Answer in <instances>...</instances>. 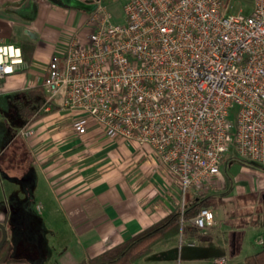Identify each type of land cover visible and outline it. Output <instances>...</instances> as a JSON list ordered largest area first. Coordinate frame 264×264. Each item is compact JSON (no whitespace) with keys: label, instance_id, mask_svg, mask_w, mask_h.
<instances>
[{"label":"built area","instance_id":"built-area-1","mask_svg":"<svg viewBox=\"0 0 264 264\" xmlns=\"http://www.w3.org/2000/svg\"><path fill=\"white\" fill-rule=\"evenodd\" d=\"M94 1L81 26L90 30L67 33L48 62L47 106L78 112L79 134L96 123L111 139L148 145L182 212L189 192L221 173L231 144L264 167V0L249 12H232L230 0H125L123 21L111 0ZM28 67L20 44L0 42V91ZM192 222L211 228L215 213L203 207Z\"/></svg>","mask_w":264,"mask_h":264},{"label":"crops","instance_id":"crops-1","mask_svg":"<svg viewBox=\"0 0 264 264\" xmlns=\"http://www.w3.org/2000/svg\"><path fill=\"white\" fill-rule=\"evenodd\" d=\"M94 6V0H0V42L20 44L29 64L9 75L0 91V221L15 247L23 239L36 244L39 258L32 264L86 260L180 206L176 184L148 145L111 139L96 123L79 134L72 121L78 112L46 104L42 78L48 62L67 33L79 29L83 36L90 30L81 26ZM108 7L116 21L124 20L117 0ZM246 161L237 150L230 151L205 192H190L189 199L210 197L216 222L208 231L210 240L181 235L164 239L173 247L180 237L188 262L209 259L217 264L214 258L224 256L222 264H246L248 255L242 258L241 251L249 229L260 219L228 213L227 223L217 227L226 204L236 205L240 196L251 193L264 197V168ZM236 167L251 180L236 178ZM200 241H218L221 249L203 255L194 249Z\"/></svg>","mask_w":264,"mask_h":264},{"label":"trees","instance_id":"trees-1","mask_svg":"<svg viewBox=\"0 0 264 264\" xmlns=\"http://www.w3.org/2000/svg\"><path fill=\"white\" fill-rule=\"evenodd\" d=\"M23 55L25 60H28L24 49ZM246 162L254 164L253 161ZM210 205V197L204 196V194L190 198L183 212L179 206L158 223L131 235L96 255L89 256L86 260L77 261L73 258L72 264H134L138 259L151 253L160 241L173 236L184 234L198 240H210V235L201 231V228L192 222V218L201 208L210 207ZM1 236L0 228V239ZM38 258L39 251L36 244L26 239L21 240L15 247L12 239L8 237L0 250V264H32ZM246 264H264V237L261 249L248 255Z\"/></svg>","mask_w":264,"mask_h":264},{"label":"rangeland","instance_id":"rangeland-1","mask_svg":"<svg viewBox=\"0 0 264 264\" xmlns=\"http://www.w3.org/2000/svg\"><path fill=\"white\" fill-rule=\"evenodd\" d=\"M112 1V0H111ZM125 0H117V3L122 7ZM230 3H233L232 12H237L241 7L244 12H249L254 4V0H230ZM120 12L117 9V14ZM120 15V14H119ZM113 20L115 18L113 17ZM231 151H235V146L231 144L230 147ZM254 164L260 165L263 167L260 163L253 161ZM237 168V167H236ZM235 177L239 179L244 180H251V177L249 174H246L245 172L240 171L238 168L235 170ZM172 180V178H171ZM173 182V181H172ZM174 184V183H173ZM205 187L197 188L195 191H190L191 193L195 192L197 194H200L202 192H205ZM189 192L187 201L189 200V195L191 194ZM207 192V191H206ZM226 211H220L222 214V222L217 226L221 227L224 226L227 222L226 219L229 220L227 217H229L228 213H233L236 215L238 219L243 217L242 215L249 216L248 219L255 220L260 219L257 225L251 227L247 233L246 239H245V245L241 251V257L245 255H250L255 253L254 248L261 249L260 246H258V240L260 235H264V215L258 214L264 210V197L261 192L258 193H251L246 194L244 196H240L238 198L237 204L229 206V204L225 205ZM261 214V213H260ZM217 216V215H216ZM231 218V217H230ZM211 228L201 229V231H204L205 233H208ZM210 235V233H208ZM213 234V231H212ZM215 235V232H214ZM187 235H181V238L185 239ZM215 237V236H214ZM180 237L176 240V243L173 247H169L167 245L168 240H164L161 243H159L157 246L154 247V250L149 253L148 255L144 256L143 258L138 259L134 262V264H210V260H197L193 262H188L185 260V253L182 252V248L180 246ZM218 241H213L212 243H205V242H197L195 244L194 249H201L199 251L203 252V255L209 254L211 251H217L220 250V246L217 245ZM185 247H187V244H183ZM210 249V250H209Z\"/></svg>","mask_w":264,"mask_h":264},{"label":"water","instance_id":"water-1","mask_svg":"<svg viewBox=\"0 0 264 264\" xmlns=\"http://www.w3.org/2000/svg\"><path fill=\"white\" fill-rule=\"evenodd\" d=\"M0 228L2 230V237L0 239V250H1L2 247L4 246L5 242L8 239V230H7L6 224L2 221H0Z\"/></svg>","mask_w":264,"mask_h":264}]
</instances>
